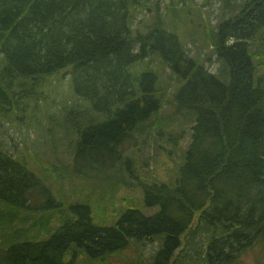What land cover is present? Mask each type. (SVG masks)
<instances>
[{
    "label": "trees",
    "instance_id": "1",
    "mask_svg": "<svg viewBox=\"0 0 264 264\" xmlns=\"http://www.w3.org/2000/svg\"><path fill=\"white\" fill-rule=\"evenodd\" d=\"M137 8V0H0V115L20 108L15 87L39 88L66 71L77 97L90 104L76 111L77 157L104 149L114 164L134 133L159 127L158 73L150 62L132 70L158 54L179 82L173 116L193 123L175 179L142 185L145 206L159 208L153 216L133 207L114 226L100 227L89 203H75L61 211L47 240H26L39 221L7 238L0 264H65L72 246L106 260L157 239L162 247L150 264H187L202 237L198 263L236 264L264 245V77L250 45L264 28V0H245L238 15L209 34L218 73L191 57L161 18L134 31ZM0 205L2 225L31 206L60 208L44 182L2 150Z\"/></svg>",
    "mask_w": 264,
    "mask_h": 264
},
{
    "label": "rangeland",
    "instance_id": "2",
    "mask_svg": "<svg viewBox=\"0 0 264 264\" xmlns=\"http://www.w3.org/2000/svg\"><path fill=\"white\" fill-rule=\"evenodd\" d=\"M137 1L138 8L133 11L134 31L144 32L161 18L165 29L179 37L191 57L209 72H219L221 63L212 49L209 34L221 21L238 15L245 0H231L229 5L223 0ZM250 45L259 67L258 76L264 77V28ZM147 62L158 73L163 93L160 124L150 134L134 133L116 151L114 164L112 154L104 149L82 159L77 157L79 133L74 123L80 119L76 111H83L90 104L77 97L71 76L66 71L49 78L39 88L32 89L29 82H25L24 88L15 87L17 99L23 98L20 108L0 115V150L25 164L44 182L60 208L37 210L31 206L21 210L12 225L0 224L1 249H6L1 243L16 231L26 230L38 221L40 224L35 225L26 240H47L61 223V211L75 203H89L93 209V222L100 227L114 226L129 208L134 207L146 216L159 211L158 207L145 206L142 185L175 179L183 152L191 141L193 123L187 118L173 116L172 102L179 82L160 55L154 54L149 60L137 63L132 70L140 72ZM179 135L183 139L176 144ZM202 239L198 241L197 249L191 251V257L186 259L187 264H196L203 254L206 243ZM162 241L135 242L128 250L115 253L106 260L92 259L84 250L72 246L64 262L150 264L161 249ZM236 264H264L263 243L247 250Z\"/></svg>",
    "mask_w": 264,
    "mask_h": 264
}]
</instances>
